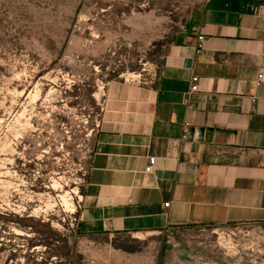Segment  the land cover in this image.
<instances>
[{"label": "rangeland", "instance_id": "rangeland-1", "mask_svg": "<svg viewBox=\"0 0 264 264\" xmlns=\"http://www.w3.org/2000/svg\"><path fill=\"white\" fill-rule=\"evenodd\" d=\"M198 1L0 0V264H158L156 235L79 238L77 203L107 97L150 84ZM175 233L162 264H264V223Z\"/></svg>", "mask_w": 264, "mask_h": 264}, {"label": "crops", "instance_id": "crops-1", "mask_svg": "<svg viewBox=\"0 0 264 264\" xmlns=\"http://www.w3.org/2000/svg\"><path fill=\"white\" fill-rule=\"evenodd\" d=\"M260 72L264 0L196 2L150 84L116 86L107 97L78 198L77 236L112 244L156 235L162 264L172 233L264 223Z\"/></svg>", "mask_w": 264, "mask_h": 264}, {"label": "built area", "instance_id": "built-area-1", "mask_svg": "<svg viewBox=\"0 0 264 264\" xmlns=\"http://www.w3.org/2000/svg\"><path fill=\"white\" fill-rule=\"evenodd\" d=\"M198 38L200 40H202L204 37L202 35H200V36H198ZM197 51H198V49H197ZM191 81H192V83H191V86H190V90H192V91L193 90H196L197 89V77L196 76H193L191 78ZM262 81H264V73L263 72H260V73L257 74L256 81L255 82H256V84H259ZM97 126H99V124H97ZM154 163H155V157L154 156H151L149 158L148 165L145 167V170L146 171H150L151 168L153 167ZM168 204H169V202H164V206H168ZM77 219L78 218L76 217V219H75L76 222H77Z\"/></svg>", "mask_w": 264, "mask_h": 264}]
</instances>
